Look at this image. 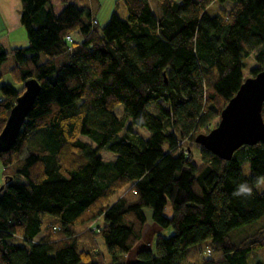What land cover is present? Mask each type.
Wrapping results in <instances>:
<instances>
[{"label":"trees","instance_id":"obj_1","mask_svg":"<svg viewBox=\"0 0 264 264\" xmlns=\"http://www.w3.org/2000/svg\"><path fill=\"white\" fill-rule=\"evenodd\" d=\"M20 1L28 43L11 50L10 71L34 77L40 91L0 152L5 171L13 167L0 190V264H117L142 238L144 208L173 234L132 264H246L264 247V224L237 243L230 233L264 216L254 187L264 181V142L223 161L194 140L216 126L248 55L250 75L264 69V0H156L158 13L150 0H122L127 15L113 12L99 28L86 0ZM226 1L228 10L208 13ZM76 30L83 38L67 45ZM8 54L0 51V80ZM23 90L0 85V131ZM241 184L250 196L234 195Z\"/></svg>","mask_w":264,"mask_h":264},{"label":"water","instance_id":"obj_2","mask_svg":"<svg viewBox=\"0 0 264 264\" xmlns=\"http://www.w3.org/2000/svg\"><path fill=\"white\" fill-rule=\"evenodd\" d=\"M23 89L0 131V152L10 149L18 139L19 131L36 101L40 84L34 77H29L24 81ZM263 102L264 69L244 77L236 93L220 112L217 125L208 133L196 135L195 144L223 161H229L236 150L264 142Z\"/></svg>","mask_w":264,"mask_h":264},{"label":"rangeland","instance_id":"obj_3","mask_svg":"<svg viewBox=\"0 0 264 264\" xmlns=\"http://www.w3.org/2000/svg\"><path fill=\"white\" fill-rule=\"evenodd\" d=\"M151 6L156 9L158 3L156 0H150ZM86 4L89 6L91 10V15L94 23H96L97 27L103 26L106 22H108L110 15L115 12L120 18L125 17L127 15V9L124 6V3L122 0H86ZM232 6V3L229 2H224V3H217L213 2L207 7V11L209 14H218L221 13L223 10H228ZM74 33V32H73ZM73 39V34L71 35ZM75 38V37H74ZM73 42V40H72ZM253 53L249 54L248 57L246 58V65L243 70L244 77L250 75L249 70L255 66V60L253 59L252 56ZM45 58V56H43ZM13 65L9 67V75L6 74L4 77L9 80L11 85L13 87L17 86L19 84V81H17V78H14L12 72L10 71ZM11 77V78H10ZM120 106H117L115 109V112L117 115H119L121 111ZM149 110L153 112V114H157L153 108L152 105L149 107ZM219 120H217L213 126L217 125ZM136 131L138 130L143 136H148L147 132L145 130H141L139 128H134ZM213 128H210V130ZM193 148V158H195L196 162H199L200 157H199V148L197 146H192ZM102 158L106 160H111L113 159V156L108 153V152H103L101 154ZM1 166V164H0ZM243 174L244 176L247 177L249 175V167L247 166V163L243 164ZM3 172V174H2ZM13 173V167H9L7 171H5V168H2L0 171V184L4 183V176L6 174H12ZM1 184V185H2ZM0 185V186H1ZM254 187L256 188L257 191L264 192V181L259 180ZM118 196V195H117ZM172 208L171 204L169 201H167V204L163 210V213L167 217L172 216ZM151 210L148 208L143 209V213L146 216V222L144 224L143 230H142V238L131 247V250L128 251L125 255H121L117 258L116 263L117 264H132L133 262L137 261L136 255L137 252L141 251L142 249H149L152 251V253H155V239L158 235L164 236V237H170L173 234V230L171 227H161L157 225L153 220H152V214ZM264 224V216L260 217L258 220L253 221L247 225L239 226V228H236L231 231L230 233V239L233 243H237L240 241V239L245 238L249 236L250 234L254 233L256 230L260 229V227ZM206 247L205 243H200L197 245L198 250H204ZM79 249H85V246L83 244H79ZM98 249L101 251L104 260H106L107 263L113 262V259H111V256H109L107 249L105 248L104 242L102 238L98 239ZM205 251L204 253H200V258L201 257H206ZM246 264H264V247L258 250H252L248 253L247 255V260Z\"/></svg>","mask_w":264,"mask_h":264},{"label":"crops","instance_id":"obj_4","mask_svg":"<svg viewBox=\"0 0 264 264\" xmlns=\"http://www.w3.org/2000/svg\"><path fill=\"white\" fill-rule=\"evenodd\" d=\"M21 10L22 2L20 0H0V51L4 49L9 53L8 60L2 65L3 76L0 80V85L4 84L5 82L10 83L9 80L4 76L6 74H10L9 67L14 65L15 62V57H13V55L10 53L11 50L15 47L24 48V46H26L28 43V34L26 28L23 24H21L20 21ZM154 10L156 13H158L159 6L157 5L156 9ZM73 36L75 37H73L75 42H78L83 38V35L79 30L74 31ZM17 81H19V84H17L15 87L17 89L23 87L24 82H21L18 79ZM1 96L2 95L0 91V99L2 98ZM2 168L3 167L0 166V171Z\"/></svg>","mask_w":264,"mask_h":264},{"label":"clouds","instance_id":"obj_5","mask_svg":"<svg viewBox=\"0 0 264 264\" xmlns=\"http://www.w3.org/2000/svg\"><path fill=\"white\" fill-rule=\"evenodd\" d=\"M252 194V188L246 184H241L237 190L234 192V195H247L250 196Z\"/></svg>","mask_w":264,"mask_h":264},{"label":"built area","instance_id":"obj_6","mask_svg":"<svg viewBox=\"0 0 264 264\" xmlns=\"http://www.w3.org/2000/svg\"><path fill=\"white\" fill-rule=\"evenodd\" d=\"M69 35H70V34H67V36L65 37V43H67V45L71 46V45L67 42V38H68ZM205 253H206V255H208V254L210 253V250L207 249V250L205 251Z\"/></svg>","mask_w":264,"mask_h":264},{"label":"bare ground","instance_id":"obj_7","mask_svg":"<svg viewBox=\"0 0 264 264\" xmlns=\"http://www.w3.org/2000/svg\"><path fill=\"white\" fill-rule=\"evenodd\" d=\"M67 42L70 44V45H72V37H71V35H69L68 36V38H67ZM212 130V129H211Z\"/></svg>","mask_w":264,"mask_h":264}]
</instances>
